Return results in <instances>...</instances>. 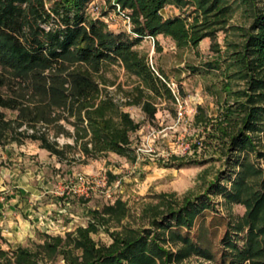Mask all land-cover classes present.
Returning <instances> with one entry per match:
<instances>
[{
    "label": "trees",
    "instance_id": "16d2710c",
    "mask_svg": "<svg viewBox=\"0 0 264 264\" xmlns=\"http://www.w3.org/2000/svg\"><path fill=\"white\" fill-rule=\"evenodd\" d=\"M88 1L57 0L48 6L45 0H0V65L15 71L21 80L36 84L42 92H46L43 71L60 69L65 58L91 68H78L70 74L68 92L51 85L62 97L70 99L74 109L72 143L59 146L49 140L46 131L36 130L20 131L21 137L16 135L13 140H36L41 148L70 162L86 163L107 153L135 160L137 154L130 137L140 124L124 108L139 106L153 119L162 100H176L165 73L151 65L148 55L134 46L151 36L160 49L156 37L163 35L170 37L177 48L196 49L203 38L209 37L217 57L204 62L203 70H190L203 76L211 74L215 79L206 90L213 95L217 109L214 115H208L202 105H197L194 124L203 126V145L225 158V169L204 195L179 201L174 193H160L159 202L149 209L152 224L167 232L168 238L186 244L183 249L187 254L209 258L208 251L197 247L188 232L209 206L208 194L219 193L228 202L245 206L241 219L230 224L221 240V264H264V171L250 160L251 154L264 160V0H115L129 16L130 33H115L104 21L89 19L85 14ZM169 4L182 13L164 17L161 10ZM236 12L247 23H229ZM220 30L236 36L225 40L223 51L216 41ZM104 63L121 64L133 76L131 84L123 88L103 80L100 85L93 73ZM107 86H115L118 99ZM18 105L16 98L0 91V109ZM0 125L9 126L1 111ZM103 214L124 216L122 201L115 199L101 212H93V217L98 215L105 220ZM99 218H91L86 226L75 229L84 257L80 263L68 264H172L173 258L185 255L181 250L167 252L158 243L165 237L157 233L150 237L146 229L128 237L112 234L110 244L96 245L90 233L96 231ZM10 256L0 250V264L36 261L33 253L22 247Z\"/></svg>",
    "mask_w": 264,
    "mask_h": 264
},
{
    "label": "rangeland",
    "instance_id": "374dc122",
    "mask_svg": "<svg viewBox=\"0 0 264 264\" xmlns=\"http://www.w3.org/2000/svg\"><path fill=\"white\" fill-rule=\"evenodd\" d=\"M45 1L49 6L57 0ZM123 12L126 10L121 9L115 0H89L85 7L89 19L104 21L115 33H130V23L124 19ZM161 12L167 17L180 15L182 10L169 4ZM229 23L247 22L236 12ZM156 39L160 49L148 36L134 48L146 53L149 62L160 68L169 82L175 83L184 112L179 116L178 102L164 100L158 104L153 119H149L139 106L125 107L140 124L130 137L137 154L135 160L107 153L86 163L70 162L41 148L36 140H13L20 131L32 133L36 130L46 131L49 140L56 141L59 146L72 143L70 135L76 120L74 109L70 99L62 97L51 85L68 92L72 81L70 74L78 68H91L70 57L65 58L60 69L43 71L46 92H42L36 84L21 80L15 71L0 65V81L3 83L0 91L19 102L14 109H0L3 120L9 124L7 128L0 125V196H3L1 192L7 191L12 199L18 192L17 196L25 199L26 204L16 210L8 207L9 203L5 207L12 211L9 215L11 221L16 225L24 223L28 229L24 234L11 232L10 225L5 232L0 230V250L7 251L10 256L17 247L25 248L33 253L35 264L80 263L84 254L75 229L86 226L91 218L98 219L100 216L93 217V212L99 213L104 206L120 199L125 208L124 216L103 214L105 220L99 218L96 231L90 233L96 245L110 244L112 234L128 237L146 229L150 231V237L154 233L165 237L158 243L167 252L181 250L182 254L185 253L180 259L173 258L172 264L222 263L224 248L221 240L230 224L243 216V204L228 202L219 193L208 194L209 206L196 218L188 234L197 247L208 251L209 258L187 254L183 249L186 244L168 238L167 232L163 233L152 224L149 209L159 202L160 193H174V198L179 201L204 195L209 184L225 169V158L203 145V126L194 124L197 105H202L208 115H214L217 109L213 95L206 90L215 79L211 74L203 76L197 70H190L217 57L210 46V38H203L196 49L177 48L168 36L158 35ZM226 39H236L235 33L217 32L220 51H223ZM93 76L100 85L105 80L123 88L133 81V76L119 63H104ZM107 89L114 92L115 86H107ZM114 93L118 99L120 94ZM250 160L264 171L263 158L251 154ZM17 184L21 187L12 186ZM226 185L229 186L230 182ZM106 190L111 193V198L106 196ZM27 207L29 210L24 214L21 210ZM57 237H60L59 241L55 240ZM10 261H13L11 256Z\"/></svg>",
    "mask_w": 264,
    "mask_h": 264
},
{
    "label": "crops",
    "instance_id": "0c3cea01",
    "mask_svg": "<svg viewBox=\"0 0 264 264\" xmlns=\"http://www.w3.org/2000/svg\"><path fill=\"white\" fill-rule=\"evenodd\" d=\"M13 182H15V181H13ZM12 186L13 187L17 186L18 188L21 187L20 184L12 185ZM25 190H27V189H25ZM15 193H14L15 195L12 196L13 198L10 199V193L9 192H7V191L1 192V194H3V196H0V230L5 232L7 229V226L10 225V227L12 228L11 232L17 231V233L21 232L24 234L26 232V230H28V229H26V224L19 222L20 225H16L17 223L15 221L14 222L11 221V219H10L11 217L9 215L12 211H9V208L5 207L8 205L7 203H9L8 207H12V210H13V208H14V210H16V208H20L22 204H26L25 199H23L21 196L18 197L17 196V195H19L18 192H15ZM28 210H29V208L27 207L24 210L22 209L21 211H23V213L26 214V212ZM5 214H6V217H5ZM13 224H15V225H13ZM27 227H28V225H27Z\"/></svg>",
    "mask_w": 264,
    "mask_h": 264
},
{
    "label": "built area",
    "instance_id": "2783aa9c",
    "mask_svg": "<svg viewBox=\"0 0 264 264\" xmlns=\"http://www.w3.org/2000/svg\"><path fill=\"white\" fill-rule=\"evenodd\" d=\"M121 14L123 15L124 19H125L128 23H130V21H129V16L127 15V13H126V12H123V13H121ZM148 38H150V39L153 41V43H154V38H153V37L148 36ZM150 64L152 65L151 62H150ZM167 85H168V87L171 89L173 95L175 96V100H176V102H178V104H179L177 113H178L179 116H182V115H183V112H184V109H183V107H182V105H181V103H180V100H179V97H178V93H177V91H176L175 83H173V82H169V81H168V82H167ZM84 182H86V180H84ZM87 183H88V182H87ZM103 183L105 184V180H104V179H103ZM87 189H88V187H87ZM105 193H106V196H107L108 198H111V197H112L111 193H110L108 190H106Z\"/></svg>",
    "mask_w": 264,
    "mask_h": 264
}]
</instances>
